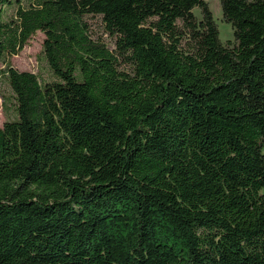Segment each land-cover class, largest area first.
I'll use <instances>...</instances> for the list:
<instances>
[{
  "label": "trees",
  "instance_id": "16d2710c",
  "mask_svg": "<svg viewBox=\"0 0 264 264\" xmlns=\"http://www.w3.org/2000/svg\"><path fill=\"white\" fill-rule=\"evenodd\" d=\"M218 3L0 0V264H264V0Z\"/></svg>",
  "mask_w": 264,
  "mask_h": 264
},
{
  "label": "rangeland",
  "instance_id": "374dc122",
  "mask_svg": "<svg viewBox=\"0 0 264 264\" xmlns=\"http://www.w3.org/2000/svg\"><path fill=\"white\" fill-rule=\"evenodd\" d=\"M204 1L207 3L212 17L217 25L219 41L225 42L226 40H231V29L228 24L221 20V12L218 0ZM89 22L91 23L93 34L99 37V39L109 50H112L120 40H123L126 37L125 32L108 19L96 16L89 18ZM42 39L43 35L40 32H36L17 54L7 57V62L10 67L18 71H28L31 73H35L37 70H39L41 75H47L48 72L44 62L41 60L40 50ZM103 66L112 76H119L126 79L130 78L128 72L124 69H121L120 67L107 62L103 64ZM2 68L3 65L0 63V70ZM133 83L136 84L135 88H139L143 85V83L138 85L139 83H137V81H133ZM1 93L6 96V94H8V90L3 84H1L0 81V126L5 120L12 118L11 105L8 103L9 98L5 99L4 97H1ZM3 100L5 101L6 107L3 106ZM136 100L137 93L135 89L130 99V102L133 106H135Z\"/></svg>",
  "mask_w": 264,
  "mask_h": 264
}]
</instances>
